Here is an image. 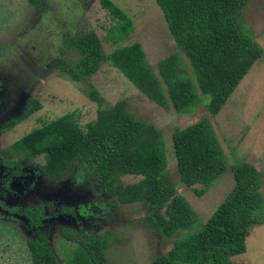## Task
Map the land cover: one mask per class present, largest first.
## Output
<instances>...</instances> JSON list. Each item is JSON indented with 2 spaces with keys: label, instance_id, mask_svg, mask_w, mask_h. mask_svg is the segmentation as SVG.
<instances>
[{
  "label": "rangeland",
  "instance_id": "rangeland-1",
  "mask_svg": "<svg viewBox=\"0 0 264 264\" xmlns=\"http://www.w3.org/2000/svg\"><path fill=\"white\" fill-rule=\"evenodd\" d=\"M36 1L39 8L30 0H0V186L3 179L12 177L8 185L11 194L0 197V264H31L27 247L30 225L12 209L37 204H42L47 214L43 230L59 264H67L77 244L63 236V227L105 235L107 264H150L154 253H165L173 245L175 237L164 240L151 235L143 222L145 203L118 202L117 196L106 193L94 180L89 166L76 163L65 172H50L76 150V136L50 146L46 155L26 160L11 149L20 138L43 135L62 114L75 108L80 111V123L85 124L96 117L99 107L124 99L131 113L157 127L168 146L175 128L209 118L223 143L229 167L248 162L255 168V176L236 182L229 173L200 197L190 187L179 188L200 222H205L226 198L253 190L264 196V0H250L241 13L244 26L262 48V57L216 116H210L206 109L207 96H201L200 103L187 115L160 107L107 64L87 79H76L64 69L77 57L73 39L94 30L107 53L139 42L158 75V63L177 52L161 3L172 5L178 0H110L133 25L129 34L117 41L110 33L119 21L100 0ZM180 60L193 79L187 61L183 57ZM29 97L37 98L42 106L16 125L1 128L4 122L22 114ZM166 172L176 180L173 159ZM142 177L126 174L120 180L130 183ZM245 243L246 252L232 257V263L264 264V224L254 225Z\"/></svg>",
  "mask_w": 264,
  "mask_h": 264
},
{
  "label": "trees",
  "instance_id": "trees-1",
  "mask_svg": "<svg viewBox=\"0 0 264 264\" xmlns=\"http://www.w3.org/2000/svg\"><path fill=\"white\" fill-rule=\"evenodd\" d=\"M30 2L39 8L36 0ZM100 3L119 21L111 29V38H125L133 29L131 19L110 0ZM249 5L250 0L161 3L177 52L158 63V75L139 42L107 53L94 30L73 39L77 57L67 62L64 69L76 79H87L107 64L160 107L187 115L200 103L201 96H207L206 109L210 116H216L263 54L241 16ZM181 57L191 68L193 79L185 72ZM41 106L37 98L29 97L22 114L10 118L1 128L16 125ZM79 120L80 111L75 108L62 114L43 135L20 138L11 144V149L26 160L46 155L50 146L76 136V150L50 172L58 174L76 163L83 164L91 168L92 177L106 193L117 196L118 202L145 203L143 222L151 235L164 240L175 237L172 247L165 253H154L150 264H233L232 257L246 252L245 240L250 230L264 224L261 191L226 198L214 207L205 222L199 221L190 201L179 193V188L190 187L200 197L229 173L236 182L255 176V168L248 162L229 167L223 143L209 118L175 128L170 146L152 122L137 118L127 109L124 99L99 107L96 117L85 124ZM171 159L176 162L175 181L166 172ZM126 174L143 177L125 183L120 178ZM197 184L203 187H194ZM0 193H10L7 185ZM12 210L30 225L32 234L27 247L31 264H59L43 230L47 216L43 205ZM82 212L85 214L86 210ZM62 234L77 242L67 264H107L105 235L67 227H63Z\"/></svg>",
  "mask_w": 264,
  "mask_h": 264
},
{
  "label": "flooded vegetation",
  "instance_id": "flooded-vegetation-1",
  "mask_svg": "<svg viewBox=\"0 0 264 264\" xmlns=\"http://www.w3.org/2000/svg\"><path fill=\"white\" fill-rule=\"evenodd\" d=\"M0 83H1V85H0V90H1V88H2V82L0 81ZM11 179H12V177L9 176V177H7V178H5V179L2 180V186H0V187H1V188H0V192H1L2 188L4 187V185H5V186L7 185V187H8L9 182H10ZM8 189H9V188H8ZM9 194H11V193H9ZM9 194L2 195V194L0 193V197H1V196H7V195H9Z\"/></svg>",
  "mask_w": 264,
  "mask_h": 264
}]
</instances>
